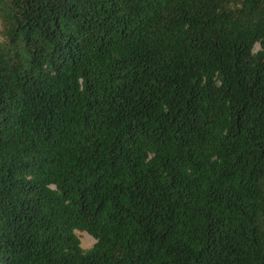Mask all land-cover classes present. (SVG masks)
Here are the masks:
<instances>
[{"label":"trees","instance_id":"obj_1","mask_svg":"<svg viewBox=\"0 0 264 264\" xmlns=\"http://www.w3.org/2000/svg\"><path fill=\"white\" fill-rule=\"evenodd\" d=\"M0 264H264V0H0Z\"/></svg>","mask_w":264,"mask_h":264},{"label":"rangeland","instance_id":"obj_2","mask_svg":"<svg viewBox=\"0 0 264 264\" xmlns=\"http://www.w3.org/2000/svg\"><path fill=\"white\" fill-rule=\"evenodd\" d=\"M256 50H258V46L255 47V51ZM76 235L79 238L80 247L84 250L91 248L95 243L94 239L86 233L76 232Z\"/></svg>","mask_w":264,"mask_h":264}]
</instances>
